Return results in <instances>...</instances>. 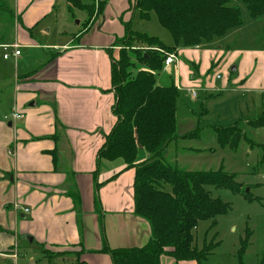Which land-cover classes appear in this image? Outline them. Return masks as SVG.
Listing matches in <instances>:
<instances>
[{"label":"crops","instance_id":"1","mask_svg":"<svg viewBox=\"0 0 264 264\" xmlns=\"http://www.w3.org/2000/svg\"><path fill=\"white\" fill-rule=\"evenodd\" d=\"M134 3L109 0L97 23L72 33L65 43L46 46L51 52L48 61L18 76L17 91L26 94L23 103L34 101L30 107L35 110L30 109L16 126L0 122V253L4 247L16 245L13 241L19 227L22 237H32L45 248L79 251L82 245L80 260L86 264H112L110 257L100 252L104 244L119 249L142 247L148 242L150 225L134 214L135 168H127L118 160L103 161L97 169L98 151L117 122L111 84L112 63L120 52L116 41L125 37L128 20L136 14ZM32 45L23 41L17 44ZM177 52L178 56L182 52L190 56L186 49ZM178 62L172 65L177 73ZM254 84L245 82L241 90L264 89L263 83L256 88ZM208 91L202 90L205 94ZM181 97L189 98L187 93ZM181 97L177 100V139L164 152L169 158L172 146L170 155L175 156V163L171 164L179 169L182 157L178 152L182 148L178 144L191 139H182L191 132L179 128ZM55 149L56 164L49 154ZM147 158L144 155L143 161ZM71 193L79 195L78 203ZM96 197L103 210L102 223L95 211ZM161 264L197 262H177L162 256Z\"/></svg>","mask_w":264,"mask_h":264},{"label":"rangeland","instance_id":"2","mask_svg":"<svg viewBox=\"0 0 264 264\" xmlns=\"http://www.w3.org/2000/svg\"><path fill=\"white\" fill-rule=\"evenodd\" d=\"M100 1L103 0H82L87 10L69 11L68 0H0L1 123L8 125L12 122L16 126L22 119H14L13 111L25 116L30 109L35 110L30 107L34 101L23 103L27 99L25 93L17 91L18 76L30 73L48 61L51 52L46 46L65 43L71 39L72 33L85 29V24L97 23L101 19L96 13ZM233 4L241 11L242 24L205 43L202 48L178 49H186L190 56H185L184 52L179 56L177 51L169 53L180 62L178 73L175 66H164L158 81L169 84L171 76L179 97L189 88L197 92L195 99L188 95L187 100L182 97V101L179 100V128L182 132L195 134L178 144L182 148L179 150L182 152H178L182 157L179 159L180 169L209 171L222 168L224 172L235 174L236 182L241 185L240 193L224 187L208 188L214 198L229 204L230 209L215 220L200 222L194 231L198 249L204 242L214 246L205 264H260L264 259V128L253 129L247 124L258 117L262 112L258 113L259 110H264V89L260 92L258 89L241 90L248 81L255 83L253 88L264 84V65L260 67L264 61V17L254 19L246 5L241 2ZM128 21L129 31L148 34L169 47L174 46L170 33L160 26L154 14L149 20H143L136 12ZM22 41L35 45L20 46L21 55L16 56L12 47ZM4 45L10 48L5 51L1 48ZM4 54L9 58L5 60ZM142 69V65L135 63L128 69L130 78ZM223 85L226 87L218 92ZM203 89H209L207 94L202 92ZM235 125L254 144L250 146L241 140L237 149L222 148L217 143L215 129ZM184 147L201 152H188ZM171 151L172 146L168 153ZM170 154L167 162L175 163V156ZM144 155L149 156V153L139 149L136 164L143 162ZM20 228L15 229L17 238L13 234L16 245L4 247L1 251L0 264L80 263L77 250L49 249L36 242L30 243L27 237H22ZM14 253L15 257H11Z\"/></svg>","mask_w":264,"mask_h":264},{"label":"trees","instance_id":"3","mask_svg":"<svg viewBox=\"0 0 264 264\" xmlns=\"http://www.w3.org/2000/svg\"><path fill=\"white\" fill-rule=\"evenodd\" d=\"M234 2L246 5L252 18L264 17V0H136L134 4L141 19L149 20L152 14L156 16L160 26L170 33L174 46L165 45L157 37L129 31L128 25L125 37L116 43L120 52L119 58L112 63L111 84L115 95L112 110L117 122L98 151L97 169L103 161L118 160L127 168H135L134 214L149 223L151 235L142 247L111 249L104 244L100 252L108 255L112 264H161L162 256L177 262L205 264L214 246L204 242L198 249L194 231L200 222L215 220L230 209L229 204L214 198L208 188L241 191L235 174L224 172L222 168L185 171L167 162L164 152L177 139L179 95L171 76L169 84L158 82L167 54L176 53L179 48H202L205 43L242 24L241 11ZM68 3L69 11L88 9L82 0H68ZM107 3V0L100 1L96 10L98 17L104 14ZM90 24H85L82 31ZM135 63L144 69L130 78L128 69ZM247 124L253 129L264 128V112ZM215 133L222 148L237 149L241 140L250 146L254 144L236 125L216 128ZM194 135L190 133L182 139ZM139 149L148 152L149 156L136 164ZM56 153V149L49 152L54 164ZM94 177L97 178L96 172ZM71 196L79 202L78 194L71 193ZM246 197L250 198L249 194ZM94 203L102 223L103 210L97 197ZM79 247L77 260L83 253V246ZM79 264L86 263L80 260ZM260 264H264V259Z\"/></svg>","mask_w":264,"mask_h":264},{"label":"built area","instance_id":"4","mask_svg":"<svg viewBox=\"0 0 264 264\" xmlns=\"http://www.w3.org/2000/svg\"><path fill=\"white\" fill-rule=\"evenodd\" d=\"M19 47H20V46H17V45H15V46L12 47V48L15 50L14 54H15L16 56H19V55H20ZM1 48L4 49V50L6 51V49H9L10 47L7 46V45H4V46H2ZM3 58L6 60V59L9 58V55H8V54H4V55H3ZM176 62H177V57H176L174 54H167V58H166V60H165V64H164V66H165V67H171V66H172L173 64H175ZM217 78L219 79V77H217ZM186 91H187L188 95H189L191 98L195 99V98L197 97V92H196L195 89H193V88H189V89H187ZM12 117H13L14 119H18V118L20 119V118H22L23 116H22V114L19 115V114H17V112L13 111V113H12ZM16 206H17V205H16ZM17 208H18V206H17ZM25 212H28V210L25 209Z\"/></svg>","mask_w":264,"mask_h":264},{"label":"water","instance_id":"5","mask_svg":"<svg viewBox=\"0 0 264 264\" xmlns=\"http://www.w3.org/2000/svg\"><path fill=\"white\" fill-rule=\"evenodd\" d=\"M9 125H11V123H9ZM248 192H249V191L247 190V193H248ZM27 239L29 240L30 243L33 242L32 238L27 237Z\"/></svg>","mask_w":264,"mask_h":264},{"label":"bare ground","instance_id":"6","mask_svg":"<svg viewBox=\"0 0 264 264\" xmlns=\"http://www.w3.org/2000/svg\"><path fill=\"white\" fill-rule=\"evenodd\" d=\"M187 92V91H186Z\"/></svg>","mask_w":264,"mask_h":264}]
</instances>
